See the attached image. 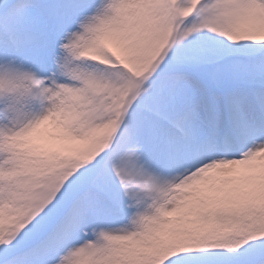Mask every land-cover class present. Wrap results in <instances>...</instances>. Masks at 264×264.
I'll return each mask as SVG.
<instances>
[{
  "label": "snow or ice",
  "instance_id": "6c2138e0",
  "mask_svg": "<svg viewBox=\"0 0 264 264\" xmlns=\"http://www.w3.org/2000/svg\"><path fill=\"white\" fill-rule=\"evenodd\" d=\"M0 264H264V0H0Z\"/></svg>",
  "mask_w": 264,
  "mask_h": 264
}]
</instances>
